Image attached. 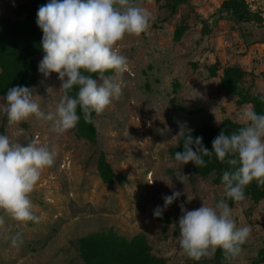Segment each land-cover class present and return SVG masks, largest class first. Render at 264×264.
Listing matches in <instances>:
<instances>
[{"label":"rangeland","instance_id":"rangeland-1","mask_svg":"<svg viewBox=\"0 0 264 264\" xmlns=\"http://www.w3.org/2000/svg\"><path fill=\"white\" fill-rule=\"evenodd\" d=\"M188 1L171 14L165 0H134L151 13L150 28L140 37L126 35L117 45L128 58V68L120 77L122 95L95 119V144L79 138L76 127L58 133L53 122L35 116L9 126L0 98V134L24 146L38 139L55 153L54 164L43 170L30 196L39 222L21 223L0 213L4 218L0 264H84L78 239L111 229L129 239L146 235L154 254L167 258V264L194 261L179 245L180 205L187 210L198 209L203 202L214 207L225 192L223 186L214 185V176L203 179L188 173L194 163L181 166L170 150L180 142L174 137L181 124L192 131L219 127L226 119L246 124L244 106L253 105L238 106L237 96L221 90L225 68H243L247 74L242 90L264 97V0H245L262 23H238L219 15L227 0ZM24 3L0 0V20L24 19L16 15ZM183 23L189 29L175 42L174 32ZM44 55L37 58L38 66ZM217 60L221 62L218 77L210 78ZM61 88L57 73L46 77L40 72L37 85L30 90L41 110L48 113L55 112L64 95ZM102 152L114 171L129 179L128 184L102 182L97 171ZM179 171L186 176L184 183L176 176ZM173 191L181 196L163 211L161 217L172 220L168 223L153 211L163 207V197ZM252 207V200L246 198L242 206L231 208L238 227H251L249 239L231 264H255L264 252V200Z\"/></svg>","mask_w":264,"mask_h":264},{"label":"clouds","instance_id":"clouds-1","mask_svg":"<svg viewBox=\"0 0 264 264\" xmlns=\"http://www.w3.org/2000/svg\"><path fill=\"white\" fill-rule=\"evenodd\" d=\"M37 24L43 32L42 48L45 55L38 70L44 75L57 73L64 92L55 112L45 113L26 86L9 88L2 106L9 126L17 125L30 117L53 122L58 133L77 126L79 106L85 122L91 114L104 112L122 95L120 77L128 68V58L118 51L117 45L126 35L140 37L150 28L151 13L134 0H51L37 12ZM112 71L114 76H105ZM87 73V74H85ZM99 74L102 83L93 78ZM78 88L77 95L68 92ZM217 108L213 109V112ZM244 127L226 134L221 131L212 141L213 151L203 145L202 137L191 135V129L181 124L174 137L183 141V152H176L174 159L181 166L194 163L206 166L204 157L213 153L232 171H224L222 184L225 195L234 202L246 199L245 188L256 181L264 186V114H257L251 106H244ZM195 149V150H194ZM55 153L33 139L26 146L12 143L7 135L0 134V213L26 223L39 222L30 199L44 169L54 164ZM184 183L182 172L176 175ZM181 196L179 191L163 197V207L153 211L161 217L163 211ZM189 199V198H188ZM179 245L184 254L194 260L211 257L217 249L225 260L238 257L242 245L251 235V227L237 226L226 200L215 206L203 205L187 210L180 205ZM4 223L0 216V224ZM19 234L13 237L17 244Z\"/></svg>","mask_w":264,"mask_h":264},{"label":"trees","instance_id":"trees-1","mask_svg":"<svg viewBox=\"0 0 264 264\" xmlns=\"http://www.w3.org/2000/svg\"><path fill=\"white\" fill-rule=\"evenodd\" d=\"M50 2L51 0H25V3L16 10V15L24 17V19L4 18L0 20V98L4 102L9 88L20 85L32 89L38 83L40 71L38 70L37 58L45 53L42 48L43 32L37 24V12L41 6ZM165 2V8L171 14H175L179 6L189 3L188 0H165ZM218 14L225 15L228 19L238 23H262L263 21L259 14L249 9L245 0L224 1ZM188 29V25L180 24L174 32V41L180 42ZM203 34H209L206 25ZM220 67L221 62L217 60L210 69V78L218 77ZM114 74L112 71L104 73L105 76H113ZM246 74L247 72L240 66L225 68L221 79V90L227 96H237L239 98L238 106L252 104L253 110L257 114H264V97H253L250 90L243 91L241 88ZM93 78L99 80V74H93ZM77 92L78 88L74 87L68 92V95L75 97ZM177 108L181 109V107ZM77 115L80 116L76 126L78 137L95 144L98 137L95 124L97 114L93 111L91 122H85L82 109L78 106ZM244 126L226 119L219 127L204 126L201 130L192 131L191 135L193 138L202 137L204 147L213 151L212 141L222 130L226 134H230ZM2 133H4L3 130ZM183 151V141L180 140L178 146L170 150V155L174 157L176 152ZM204 159L206 166L197 167L194 164L187 172L203 179L214 176V185L223 186V172L233 169L227 163L220 162L214 153L211 157H204ZM97 171L104 184L124 186L129 183L127 177L114 171L104 152L98 159ZM245 196L252 200V208H254L264 200V186L253 181L245 188ZM223 199L227 201L230 208L243 205V202H234L228 199L226 195ZM161 221L172 222L166 216L161 217ZM77 247L84 264H167L168 262L167 258L154 254L153 247L149 244L146 235H137L129 239L117 234L112 229L89 234L78 239ZM260 256L259 261L255 264L264 263L263 251H261ZM231 260H225L223 251L217 249L212 257H204L199 261L194 260L191 264H231Z\"/></svg>","mask_w":264,"mask_h":264}]
</instances>
